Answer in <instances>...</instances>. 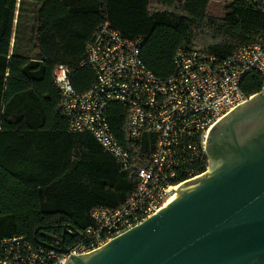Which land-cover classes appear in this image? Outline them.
<instances>
[{
  "label": "trees",
  "instance_id": "16d2710c",
  "mask_svg": "<svg viewBox=\"0 0 264 264\" xmlns=\"http://www.w3.org/2000/svg\"><path fill=\"white\" fill-rule=\"evenodd\" d=\"M33 1L37 13L30 40L39 60L11 53L17 0H0V238L24 235L37 246L36 241L61 236L65 229L74 235L84 229L95 207L123 203L137 187L138 171L149 166L157 137L152 131L133 137L127 108L110 104V131L132 159L120 168L92 134L69 129L54 68H69L75 91L90 89L95 73L81 62L95 27L108 21L126 38L141 39L143 63L165 79L175 72L179 49L224 58L264 42V11L254 0H229L228 12L219 17L207 13L210 0ZM261 87L256 70L240 83L247 95ZM193 168L201 172L205 165H179L172 182L186 180ZM74 235H68L69 245Z\"/></svg>",
  "mask_w": 264,
  "mask_h": 264
},
{
  "label": "built area",
  "instance_id": "2783aa9c",
  "mask_svg": "<svg viewBox=\"0 0 264 264\" xmlns=\"http://www.w3.org/2000/svg\"><path fill=\"white\" fill-rule=\"evenodd\" d=\"M254 3L264 11V0ZM140 47L139 37L126 38L108 21H102L89 38L81 62L93 69V86L84 92L75 91L69 80L70 70L63 64L52 73L61 93V114L69 129L92 134L120 168L126 169L132 159L110 131V104L127 108L133 137L144 131L157 134L149 166L138 171L137 187L116 208L95 207L91 223L75 233L67 252L36 246L24 235L0 238V264H64L70 254L93 251L140 224L156 213L183 182H172L176 167L205 165L201 172L188 170L186 180L207 171V134L223 116L252 97L240 88L244 75L258 71L264 88V42L244 45L224 58L179 49L174 56L175 72L165 79L146 68Z\"/></svg>",
  "mask_w": 264,
  "mask_h": 264
},
{
  "label": "water",
  "instance_id": "95a60500",
  "mask_svg": "<svg viewBox=\"0 0 264 264\" xmlns=\"http://www.w3.org/2000/svg\"><path fill=\"white\" fill-rule=\"evenodd\" d=\"M206 153L208 171L156 213L64 264H264V88L211 128ZM65 234L36 242L67 252Z\"/></svg>",
  "mask_w": 264,
  "mask_h": 264
},
{
  "label": "crops",
  "instance_id": "0c3cea01",
  "mask_svg": "<svg viewBox=\"0 0 264 264\" xmlns=\"http://www.w3.org/2000/svg\"><path fill=\"white\" fill-rule=\"evenodd\" d=\"M67 2L68 3H74L77 5L86 4L84 0H73V1L69 0ZM21 11L24 12L26 17H27V15L29 16V20H32L31 28H30V31L28 33L29 35H28V38L24 39L25 41L23 39L21 41L20 36H22V35L19 33V30L17 29L18 24H19V17H20ZM36 13H37V2H35L33 0H17L15 19H14V31H13V37L11 40V53H14V54L21 56V57H29V58L34 59V60L40 59L39 52L37 50L33 49L32 44H31V40H30ZM18 43H19V46H18ZM22 46H25V47L28 46L29 50L32 49L37 54V57L32 58L30 56H27L26 54L20 53L23 50H25V51L27 50V48L22 49Z\"/></svg>",
  "mask_w": 264,
  "mask_h": 264
},
{
  "label": "rangeland",
  "instance_id": "374dc122",
  "mask_svg": "<svg viewBox=\"0 0 264 264\" xmlns=\"http://www.w3.org/2000/svg\"><path fill=\"white\" fill-rule=\"evenodd\" d=\"M229 4H230L229 0H210L208 3V7H207V13L209 15H212V16H218V17L224 16L228 12L227 7ZM31 23H32V20H29V16L27 15V17H26L24 12L21 11V14L19 17V24H18V28H17L19 30V33L22 35V36H20L21 41H22V39L24 40L25 38H28V35H29L28 33L30 31V28H31ZM18 46H19V43H18ZM24 48H27V50L26 51L23 50L20 53L26 54L27 56H30L32 58L37 57V54L32 49L29 50L28 46L27 47L22 46V49H24ZM253 95L254 94H252V96ZM208 165H209V163H208ZM207 171H208V169H207ZM183 182H185V181H183Z\"/></svg>",
  "mask_w": 264,
  "mask_h": 264
},
{
  "label": "flooded vegetation",
  "instance_id": "af4514ba",
  "mask_svg": "<svg viewBox=\"0 0 264 264\" xmlns=\"http://www.w3.org/2000/svg\"><path fill=\"white\" fill-rule=\"evenodd\" d=\"M43 236V235H42ZM44 237V236H43ZM57 237H60V236H57ZM43 241H45V242H48V243H50V244H54V245H56V243L54 242V241H52L51 239H49V238H46V237H44V238H41ZM63 242H64V245L65 246H68L69 245V243H70V240H69V237H68V235L67 234H65L64 235V237H63Z\"/></svg>",
  "mask_w": 264,
  "mask_h": 264
},
{
  "label": "bare ground",
  "instance_id": "6f19581e",
  "mask_svg": "<svg viewBox=\"0 0 264 264\" xmlns=\"http://www.w3.org/2000/svg\"><path fill=\"white\" fill-rule=\"evenodd\" d=\"M174 193H175V191H173V192L170 194L169 198H170Z\"/></svg>",
  "mask_w": 264,
  "mask_h": 264
}]
</instances>
